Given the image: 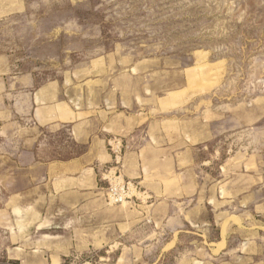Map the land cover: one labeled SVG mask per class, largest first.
<instances>
[{
    "label": "rangeland",
    "instance_id": "1",
    "mask_svg": "<svg viewBox=\"0 0 264 264\" xmlns=\"http://www.w3.org/2000/svg\"><path fill=\"white\" fill-rule=\"evenodd\" d=\"M23 73L107 135L101 196L139 221L87 236L95 195L52 189L11 213L42 168L0 134V264H264V0H0V90Z\"/></svg>",
    "mask_w": 264,
    "mask_h": 264
},
{
    "label": "crops",
    "instance_id": "2",
    "mask_svg": "<svg viewBox=\"0 0 264 264\" xmlns=\"http://www.w3.org/2000/svg\"><path fill=\"white\" fill-rule=\"evenodd\" d=\"M60 86L61 83L55 80L37 85L33 74L23 73L11 78L9 86L5 84V88L0 90V134L16 144L14 156L27 173L42 168L41 181L23 190L18 197L21 201L16 199L17 203L10 205L11 213H20L24 206L28 214L33 201L38 202L39 197H44L51 189L58 196H64L62 198L84 196L82 199L87 201L95 195L91 203L86 204L95 208V216L99 220L95 218L98 225L90 229L92 233L87 236L109 240L123 237L129 230L127 226L131 219L139 221V215L124 213L121 206L111 205L101 196L105 182L102 169L112 159L107 150L109 139L103 132L99 135L96 126L92 128L90 114L83 115L82 111L59 97ZM65 130L74 142L72 151L66 153V149L59 148V143L52 147L51 141L48 142L49 147H45L47 136L59 135ZM76 146H79L78 149H75ZM125 164L135 170L132 156L126 159ZM14 173L11 171V174ZM16 194L11 193L9 202ZM37 222H45V217H40ZM75 230L78 231L77 228Z\"/></svg>",
    "mask_w": 264,
    "mask_h": 264
},
{
    "label": "built area",
    "instance_id": "3",
    "mask_svg": "<svg viewBox=\"0 0 264 264\" xmlns=\"http://www.w3.org/2000/svg\"><path fill=\"white\" fill-rule=\"evenodd\" d=\"M111 191L113 192V196H115L116 198V200H121V199H123V194H125V190H124V188L123 187H121V188H118V186H113L112 188H111Z\"/></svg>",
    "mask_w": 264,
    "mask_h": 264
}]
</instances>
